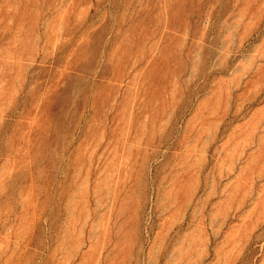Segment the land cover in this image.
I'll return each mask as SVG.
<instances>
[{"label": "rangeland", "instance_id": "obj_1", "mask_svg": "<svg viewBox=\"0 0 264 264\" xmlns=\"http://www.w3.org/2000/svg\"><path fill=\"white\" fill-rule=\"evenodd\" d=\"M0 264H264V0H0Z\"/></svg>", "mask_w": 264, "mask_h": 264}]
</instances>
